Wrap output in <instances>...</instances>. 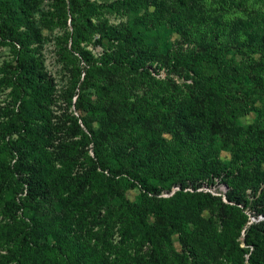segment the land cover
<instances>
[{"label": "rangeland", "instance_id": "1", "mask_svg": "<svg viewBox=\"0 0 264 264\" xmlns=\"http://www.w3.org/2000/svg\"><path fill=\"white\" fill-rule=\"evenodd\" d=\"M260 135L264 0H0V264H249Z\"/></svg>", "mask_w": 264, "mask_h": 264}, {"label": "trees", "instance_id": "2", "mask_svg": "<svg viewBox=\"0 0 264 264\" xmlns=\"http://www.w3.org/2000/svg\"><path fill=\"white\" fill-rule=\"evenodd\" d=\"M68 4L71 7L75 4V0H68ZM77 29H75L76 31ZM170 118L180 129V134H183L185 130L184 121L185 117L180 113H170ZM87 125V120H84ZM92 135L95 131L88 127ZM96 145L99 144V137L94 136ZM16 160H14V179L19 178V174L23 176L24 174L19 170L26 165V155H23L22 148L17 147ZM103 158H100L98 163L103 164ZM246 164L242 165L241 168L233 169L232 167L228 169V166L222 168L221 163L219 164L221 168H215V172L218 174L222 170V179L227 181L231 176L233 182L236 183V188L243 192L249 189V195H244L242 200L243 206H248V208L253 212L254 215L264 216V135H260L257 139V145L255 148L247 154ZM247 167H251L252 171L248 172ZM21 172V173H20ZM255 173L257 175H255ZM229 196V195H228ZM232 198V196H229ZM244 241L247 245H250L252 249L248 252V263L249 264H264V219L252 220L249 222L247 227L244 229ZM21 255V254H20ZM20 260V259H19ZM86 264V263H84Z\"/></svg>", "mask_w": 264, "mask_h": 264}]
</instances>
